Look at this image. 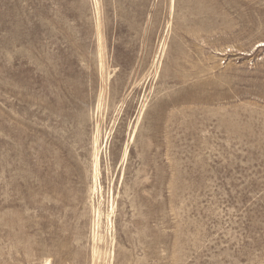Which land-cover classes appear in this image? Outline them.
<instances>
[{"label": "rangeland", "instance_id": "obj_1", "mask_svg": "<svg viewBox=\"0 0 264 264\" xmlns=\"http://www.w3.org/2000/svg\"><path fill=\"white\" fill-rule=\"evenodd\" d=\"M0 264H264V0H0Z\"/></svg>", "mask_w": 264, "mask_h": 264}]
</instances>
